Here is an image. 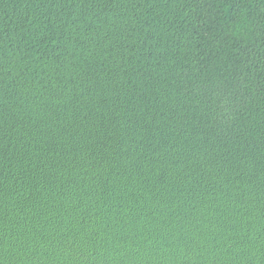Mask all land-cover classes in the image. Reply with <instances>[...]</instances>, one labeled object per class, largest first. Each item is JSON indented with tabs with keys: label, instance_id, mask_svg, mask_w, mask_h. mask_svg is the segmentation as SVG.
I'll use <instances>...</instances> for the list:
<instances>
[{
	"label": "trees",
	"instance_id": "16d2710c",
	"mask_svg": "<svg viewBox=\"0 0 264 264\" xmlns=\"http://www.w3.org/2000/svg\"><path fill=\"white\" fill-rule=\"evenodd\" d=\"M0 264H264V0H0Z\"/></svg>",
	"mask_w": 264,
	"mask_h": 264
}]
</instances>
